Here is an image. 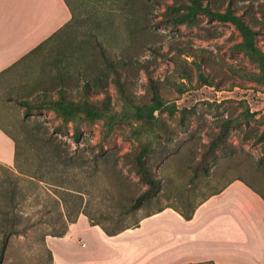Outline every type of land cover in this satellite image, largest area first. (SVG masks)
<instances>
[{
  "label": "rangeland",
  "instance_id": "374dc122",
  "mask_svg": "<svg viewBox=\"0 0 264 264\" xmlns=\"http://www.w3.org/2000/svg\"><path fill=\"white\" fill-rule=\"evenodd\" d=\"M200 1L214 9L231 7L255 30V42L264 50V0ZM67 2L74 18L66 31L0 75V125L15 139L19 166L32 168L42 179L18 173L14 164H0V227L16 215L19 230L6 240L1 264H49L44 240L55 230L49 222L55 209L46 202L68 180L80 182L88 192L87 210L107 225L108 213L128 225L167 205L187 210L188 204L233 181L264 198V82L252 79L258 68L237 47L241 37L232 23L199 13L193 20H178L189 0ZM99 33L108 58L121 68L124 91L106 80L110 108L118 114L106 137L102 120L63 123L51 109L35 107L42 91L49 98L57 96L60 66L69 72L63 85L72 98L81 95L77 88L86 79L102 75L106 68L96 41ZM54 59L56 65L49 62ZM153 84L165 107L156 110L150 122L124 119L122 112L132 110L124 97L133 105H149ZM97 88L86 98L99 105L104 94ZM227 118L230 123L223 131ZM75 128L81 132L79 142L73 137ZM219 134L224 142L211 146ZM47 143L64 149V162L55 165L34 155ZM145 145L152 147L146 163L156 187L131 210L147 189L134 163ZM91 149L104 152L93 177L86 167L80 173L68 169L74 153L89 165ZM10 180L19 188L14 203L2 196Z\"/></svg>",
  "mask_w": 264,
  "mask_h": 264
},
{
  "label": "crops",
  "instance_id": "0c3cea01",
  "mask_svg": "<svg viewBox=\"0 0 264 264\" xmlns=\"http://www.w3.org/2000/svg\"><path fill=\"white\" fill-rule=\"evenodd\" d=\"M71 16L65 0H0V75ZM15 151L0 125V164L12 166ZM44 243L49 264H264V201L233 181L190 220L167 207L107 235L81 213L63 236L46 235Z\"/></svg>",
  "mask_w": 264,
  "mask_h": 264
},
{
  "label": "trees",
  "instance_id": "16d2710c",
  "mask_svg": "<svg viewBox=\"0 0 264 264\" xmlns=\"http://www.w3.org/2000/svg\"><path fill=\"white\" fill-rule=\"evenodd\" d=\"M67 3L70 11H71V19L65 23L60 29L54 32L52 35L47 37L41 43H39L35 48L29 51L25 56H23L19 61L15 62L9 68L3 70L1 75L11 69L13 66L19 64L24 59L30 57L34 53L38 52L41 48L46 45L52 44V42L56 41L68 28L71 24L72 19L74 18V13L72 8L70 7L67 0ZM186 11L179 15L178 20H193L195 16L199 14H204L208 20H220V21H228L232 23L235 28L238 30L239 35L241 37L240 41L237 43V47L240 48L247 57L256 64L258 71L252 74V79L256 82L262 83L264 82V50L261 49L258 44L255 42V30L247 24L239 15H237L231 7H226L224 10L214 9L208 6L207 4H203L200 0H189L187 4H185ZM96 41L98 42V47L100 49V56L104 63L105 70L102 72L100 77H95L94 80L86 79L80 88H77V91L81 93L76 98H72L68 96V90L66 86L63 85L65 79L68 77L69 72L65 69L64 66L58 67L57 73L55 77L62 84L57 89V96L55 98H49L47 91H42L43 99L36 104L35 107L38 108H48L54 111L56 116H58L63 123L72 122L73 124H77L79 121H92V120H102L105 126L104 136H108L111 132L113 124L118 119V114L113 112L110 108V94L109 90L106 86V80H110L117 88L123 91V83L121 82V68L116 65L114 60L108 58L104 45L103 39L100 36V33L96 35ZM81 44V43H80ZM58 60H49V62L53 65H56ZM80 69L75 68L74 72L80 74ZM204 81L207 82V79L200 75ZM96 87L100 92L104 94L103 99L100 104H94L90 102L86 96L90 95L93 91H95ZM125 96V95H124ZM124 100L126 101L127 108H132V110H125L122 112V116L124 119H145L150 122L154 118V113L156 110L165 107L164 100L159 95V91L157 86L152 85V102L146 106H137L133 105L130 100L125 96ZM248 115L254 116V113L247 112ZM230 120L227 118L222 122V130L224 131ZM133 135L138 136L139 131L137 128H134L132 131ZM73 137L75 142H79L81 139V132L75 128L73 133ZM224 138L223 134H219L212 140L211 146H214L219 143H223ZM152 147L149 145L143 146L140 151L136 154L134 158V163L136 167V171L142 181L147 185V189L140 194L133 202L131 206V210L137 208L143 199L148 198L153 195V189L156 187L155 179L152 177L150 170L146 163V156L149 152H151ZM64 149L59 145L54 143L42 144L37 150H35L34 155L38 158H42L43 161H49L58 165L59 163L64 162L63 158ZM75 156L69 158L68 169L75 173H80L83 171L84 167H86V172L89 173L91 177H93L100 166V159L104 157V152L102 150L94 151L91 149V156L89 159V165H86L80 155L78 153H74ZM14 168L20 174H23L27 177L37 178L38 181H42L40 177L35 176V172L32 171V168L23 169L19 166L17 160V151H15V159H14ZM77 170V171H76ZM30 182L32 180L27 178ZM63 178H61L62 180ZM68 180V184L63 185V189L55 194V196H49L50 201H47L46 204L53 205L55 209L54 215L50 218L49 222L52 223V226L55 228L53 232L48 233V235L52 236H63L71 223L75 222L78 215L83 213L87 216L90 224L99 225L101 229L107 235H115L127 228L136 227L139 225V222L142 218L151 215L152 213L159 212L164 208H172L176 211L184 220H190L197 207L206 201L212 195L219 194L223 191L230 183L223 185L218 188L216 191L212 192L208 196H204L199 202L196 204H188V209L184 210L180 207L167 205L163 208L156 210L155 212L146 214L145 216L134 220L128 225L123 224L119 219H113L110 217L109 213L105 219H109L110 224H103L97 217L93 216L88 210L89 200L84 198V195L87 194L85 189L81 188L76 179L71 180V183ZM70 183V184H69ZM62 186V185H61ZM19 192V188L17 186V182H13L10 180L9 186L3 192V197L8 201V203H14V199ZM29 194V193H27ZM27 196L24 194V197ZM39 196L37 195L36 198ZM262 197V196H261ZM263 198V197H262ZM264 199V198H263ZM9 218V217H8ZM7 218V219H8ZM17 216H10V223L8 225H4L0 227L1 237L0 240H4L0 248V264L2 263V259L4 256L5 248H6V240H9L11 236L14 234H18L19 230L15 227V220ZM1 225V224H0ZM49 259H51V255L49 254ZM211 263L215 264L211 260H204L199 262H193L189 264H206Z\"/></svg>",
  "mask_w": 264,
  "mask_h": 264
},
{
  "label": "built area",
  "instance_id": "2783aa9c",
  "mask_svg": "<svg viewBox=\"0 0 264 264\" xmlns=\"http://www.w3.org/2000/svg\"><path fill=\"white\" fill-rule=\"evenodd\" d=\"M80 240H82V239H80ZM82 244H83V240H82Z\"/></svg>",
  "mask_w": 264,
  "mask_h": 264
}]
</instances>
